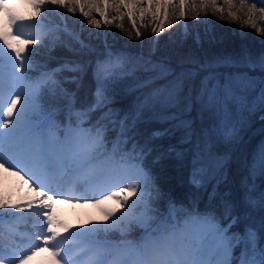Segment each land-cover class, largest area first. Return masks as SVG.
I'll return each mask as SVG.
<instances>
[{
  "label": "snow or ice",
  "instance_id": "6c2138e0",
  "mask_svg": "<svg viewBox=\"0 0 264 264\" xmlns=\"http://www.w3.org/2000/svg\"><path fill=\"white\" fill-rule=\"evenodd\" d=\"M154 3L158 10L164 11L166 20L167 10L172 7L171 0H149V9ZM47 5L60 6L72 13L79 8L83 16L89 17V25H100L98 19L90 17L91 9L100 8L94 0H22L24 11L18 10L20 5L14 0H0V170L29 184L34 193L24 205L0 201V208L26 207L37 212L39 231L28 238L32 244L31 255L46 252L49 264H146L145 245L153 241L157 251L152 264H264V247L259 245L264 224L253 227L249 223L241 234L229 231L237 223L235 216L227 225H222L213 212H188L171 201L167 211L160 212L155 201L163 194L144 167V149L137 151L135 143L131 150L123 147L127 139L121 137H126L135 126L143 110L157 103L175 105L178 100L174 93L162 97L153 92L146 96L137 105L134 115L119 121L120 131L115 140H109L107 136L108 124L113 125V130L117 124L114 119H109L111 109L101 120L84 127L89 113L108 102L106 82L124 75L122 71L119 74L115 71L123 66L117 56L108 65L98 66L96 103L91 108L74 112L69 106L65 121L58 119L59 108H45L40 102L44 89H49L53 95H67L59 88L54 72H42L35 79L28 75L34 66L33 46L44 44L46 33H41L38 38L16 29L26 23H38L43 19ZM137 6L132 0H116L113 4L104 0L105 9H114L117 13L121 8L128 9V18L134 28L137 17L131 9ZM186 6L193 11L214 9L221 19L227 11L233 21L237 19V13H243L246 17L243 23L264 34V29L258 28L256 22L257 18L264 22V7L257 8L255 3L249 6L242 0L236 8L233 0H224V7L217 9L216 0H201L199 4L193 0L190 5L188 0H179L174 9L178 18H185ZM100 15L106 17L107 13L100 12ZM139 19L143 21L145 17ZM153 20L158 22V27H153L152 33L158 35L164 30L165 21L160 19L159 11L154 13ZM112 23L115 22L105 19V24ZM182 27L186 32L187 24ZM135 36L139 38L141 32L136 30ZM81 46L87 45L81 41ZM239 63L249 70L259 68L264 71V55L255 61L245 55ZM69 70L77 71L78 66ZM59 71L61 69L55 70ZM257 87L259 92L250 102L246 93ZM197 100L215 115L225 139H235L238 127L245 121V110L251 113L264 106V78L251 77L247 72L224 78L208 76L202 81ZM232 106L237 110L236 119H233ZM171 118L175 119V116ZM129 119L131 124L127 123ZM102 120H108V123H101ZM196 163L194 161L191 183L201 187L207 168L196 167ZM261 172H264V144L250 167L253 180ZM245 187L244 199L252 209L264 204V193L259 197L250 195L255 191L254 183L249 185L245 181ZM57 202L93 211H85L84 219L73 225L60 219L52 210ZM230 215L229 205L225 219ZM250 218V214L244 217ZM253 223L256 222L253 220ZM137 231L138 237L129 238ZM111 233H118L119 239H108ZM241 246L240 254L234 255V250ZM31 255H22L19 264H24Z\"/></svg>",
  "mask_w": 264,
  "mask_h": 264
},
{
  "label": "trees",
  "instance_id": "16d2710c",
  "mask_svg": "<svg viewBox=\"0 0 264 264\" xmlns=\"http://www.w3.org/2000/svg\"><path fill=\"white\" fill-rule=\"evenodd\" d=\"M98 2L99 10L91 9L90 17L93 18L94 12L99 15L100 12H106L105 19L115 23L106 24L104 32L95 34L88 33L91 30L89 17L83 16L79 8L72 13L60 6H46L47 11L43 19L38 23L34 22L43 28L42 33H46L44 44L33 46L34 66L29 69L28 75L35 79L42 72H54L59 88L67 95H53L46 88L40 102L45 108H59L61 111L58 119L65 121L69 106L74 112L86 111L96 103L97 71L98 66H101L102 57L118 53L122 61L127 62V59H130L132 68L129 72L106 82L108 102L102 108L90 112L84 120V127H90L111 109L109 119H114L117 124L114 130L113 125L108 124L109 140H115L119 134V121L134 115L137 105L153 91L179 80L181 95H190L193 106L195 90L205 72L202 66L217 58H237L246 52L264 51V34L244 24L246 17L243 13H237V19L233 21L227 11L224 12L225 18L221 19L214 9L193 11L191 7L186 6V16L180 19L174 11L178 3L171 1L172 7L167 10L166 20L164 11H159L160 19L165 21V27L157 35L152 33V28L158 27L153 15H138L131 10L137 17L134 28L128 18V9L121 8L117 13L114 9H105L104 0ZM192 2L189 1L188 4ZM200 2L195 1L197 4ZM241 2L242 0H233L236 8L240 7ZM217 3L220 4L217 9L224 7V0ZM243 3L249 6L255 3L257 8L264 7L262 0H243ZM141 16L145 17L143 21L139 19ZM256 22L258 28L264 29V22L259 18ZM184 24H187L186 32L182 27ZM136 30L141 32L139 38L135 36ZM81 41L87 46L82 47ZM77 66V71L69 70ZM159 68L166 69L167 73L157 79L145 80L149 74L158 72ZM56 69L61 71L55 72ZM219 71L222 76L243 72L258 73L242 65L227 66ZM194 107L190 111V132L188 127L175 120L154 117L151 115L152 108H146L126 137H121L127 139V144L123 146L125 150H131L135 143L137 151L143 148L146 153L144 167L151 173L155 186L163 194L155 201V206L160 212H166L168 202L171 201L177 208L186 209L188 212H213L222 225H227L231 217L235 216L238 218L237 223L229 231L241 234L249 223H252L253 227L264 224V204L252 209L244 199L247 193L245 181L249 185L255 184V191L250 193L251 196L259 197L264 193V172L257 175L255 180L250 174L252 157L264 132V119H256L253 123L256 131L245 135L233 146L217 174L204 180L201 187H196L191 183V174L194 157L199 148L193 143L202 141L205 129L210 126V119L212 122L213 119L210 113L195 111ZM101 123H108V120H102ZM127 123L131 124V119ZM154 133L159 135L155 136ZM229 205L231 215L225 219ZM2 209L0 208V211ZM246 214H250L251 218L244 219ZM253 220L256 223H253ZM139 234L137 231L129 238H136ZM117 237L119 236L113 234L107 236L113 241L118 240ZM103 238L105 237L102 236L101 239ZM259 245L264 247V229L260 232ZM241 251L242 246L237 247L234 255L238 256Z\"/></svg>",
  "mask_w": 264,
  "mask_h": 264
},
{
  "label": "rangeland",
  "instance_id": "374dc122",
  "mask_svg": "<svg viewBox=\"0 0 264 264\" xmlns=\"http://www.w3.org/2000/svg\"><path fill=\"white\" fill-rule=\"evenodd\" d=\"M101 1V0H99ZM111 3L116 2V0H107ZM128 1V0H125ZM179 3V0H171ZM193 1V0H188ZM201 1V0H195ZM219 0H216L218 2ZM94 2H98V0H94ZM133 3H136L138 6L131 9L135 11L138 15H154L156 11H160L157 8V5L154 3L152 9H149L148 3L149 0H132ZM14 3L20 5L18 7L19 11H24L22 7V0H14ZM99 3V2H98ZM216 7H220V4L217 3ZM124 11L122 10L121 13ZM92 19H98L100 21L99 27L96 25H91V30L88 31L92 33H101L104 32L105 17L100 16L98 13H92ZM18 32L23 33L24 35H34L38 38L41 36L43 28L40 24L26 23L20 25L16 29ZM125 55V54H124ZM247 55L252 58L254 61L257 60L261 55H264V51L250 53L246 52L237 58H217L210 60L206 65L202 66L204 68V74L200 77V81L195 90L194 94V104L192 106V101L190 95L184 97L181 95V82L178 80L175 83L161 87L153 92H157L160 96H167L170 93H174L178 103L173 106H166L160 103L155 104L152 107V114L156 118L165 119V120H175L179 122L180 125L189 128L192 122L191 118V109L194 107V110H198L200 112H208L210 113V126L205 129V133L202 141L197 144L194 142L197 149L196 156L194 157V161H197L196 167H206L207 172L203 176V181L209 178L213 174H217V172L222 167V163L230 154L234 145L238 144L245 135L252 134L256 131L253 127V123L256 119H260L264 116V106H260L257 108L255 112L249 113L247 110L243 113L245 117V121L242 126L238 127L237 135L235 139H225L223 135V131L221 130L220 122L217 120L215 115L209 111L208 109L201 106V104L197 100V96L199 95V91L201 88L202 81L205 80L208 76H215L218 78H224L229 75L224 74L222 76L220 74V69H225L227 66H235L241 65L239 61L242 57ZM120 55L118 53L107 54L101 58L100 63L101 67L109 64L110 60L114 61L116 57ZM123 58V55H121ZM229 61H236L237 63H230ZM123 62V66L121 69H116L117 73L121 71L123 73L129 72L132 68L129 63H132L130 59H127V62ZM134 65V64H133ZM214 71V72H212ZM258 71L257 74H248L251 77H262L264 78V71H261L259 68L256 69ZM167 70L164 68H159L158 72H154L145 77L146 81L157 79L160 75H165ZM152 92V93H153ZM259 87H257L254 91H249L246 93L248 96V100L251 102L258 94ZM231 111L233 113V119L237 118V110L235 106L231 107ZM175 116V119L171 118ZM264 144V132L261 134V140L257 145L254 156L252 157L251 164L253 163L254 157L258 153L260 146ZM215 165V166H214ZM33 190L29 187V184H25L21 182L17 177H14L10 174V172H4L0 170V201L6 202L11 205L13 203L18 205L26 204L27 198L32 196ZM36 206L34 205L33 208ZM55 214L62 220L67 221L69 224H77L78 222L84 219L85 211L91 213L92 209H82L79 207L73 208L70 204H62L57 202L53 209ZM37 212L26 207H20L17 209L11 208H3L0 211V264H19V259L22 255H31L32 244L29 242V237L38 233L39 224ZM113 235H118V233H111ZM110 235V234H109ZM103 234L101 235V237ZM119 239V237H117ZM24 264H49V257L46 252H39L36 255H31L30 259L24 261Z\"/></svg>",
  "mask_w": 264,
  "mask_h": 264
},
{
  "label": "clouds",
  "instance_id": "9594fccd",
  "mask_svg": "<svg viewBox=\"0 0 264 264\" xmlns=\"http://www.w3.org/2000/svg\"><path fill=\"white\" fill-rule=\"evenodd\" d=\"M145 250L147 253L146 264H152V257L156 254V251H157L155 242L153 241L147 242L145 245Z\"/></svg>",
  "mask_w": 264,
  "mask_h": 264
}]
</instances>
